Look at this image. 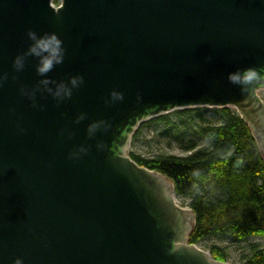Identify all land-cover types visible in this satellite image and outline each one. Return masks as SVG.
I'll return each instance as SVG.
<instances>
[{
  "label": "water",
  "instance_id": "1",
  "mask_svg": "<svg viewBox=\"0 0 264 264\" xmlns=\"http://www.w3.org/2000/svg\"><path fill=\"white\" fill-rule=\"evenodd\" d=\"M30 29L63 41L64 62L48 79L54 88L82 76L70 99L43 90L35 58L14 70ZM236 71L247 74L244 88L228 81ZM4 73L0 264H230L187 241L192 210L125 147L149 117L231 106L264 156V0H0ZM21 86L39 87L36 107ZM80 145L87 154L69 159Z\"/></svg>",
  "mask_w": 264,
  "mask_h": 264
},
{
  "label": "trees",
  "instance_id": "2",
  "mask_svg": "<svg viewBox=\"0 0 264 264\" xmlns=\"http://www.w3.org/2000/svg\"><path fill=\"white\" fill-rule=\"evenodd\" d=\"M207 109L213 119H208ZM162 125L163 133L178 140L185 154L129 155L165 174L176 196L187 199L194 214L187 241L198 243L216 235L236 241L264 237V156L237 111L231 106L176 108L140 121L132 136L142 127ZM209 252L227 260L218 245H210ZM236 264H264V245L251 244Z\"/></svg>",
  "mask_w": 264,
  "mask_h": 264
},
{
  "label": "clouds",
  "instance_id": "3",
  "mask_svg": "<svg viewBox=\"0 0 264 264\" xmlns=\"http://www.w3.org/2000/svg\"><path fill=\"white\" fill-rule=\"evenodd\" d=\"M27 37L31 43L29 44L26 51L18 54L14 58V70L16 72L23 71L27 58H35L36 73L38 76L44 77V79L39 81V85L43 86V90L50 94L53 100H55L58 104L70 99L73 91L83 84L84 80L82 76H71L67 82L61 81L55 83L54 88L49 87V84L53 83V81L48 79V73H50L57 65H60L64 62L65 49L63 46V41L55 33L38 34L31 29L27 31ZM246 76V73H241L240 71L232 72L228 75V81L234 85L244 88L249 83ZM7 78V73L0 74V86H3V83L5 80H7ZM39 90V87L30 90L29 88L21 86L20 94L31 100L33 107H36V93ZM110 96L113 101L123 99V94L117 91L111 92ZM84 118V114H81L77 117L76 123H79ZM100 123L101 122L94 121L88 126L87 132L90 137L97 131ZM20 131L23 132V129H20ZM87 152V147L80 145L69 154V159H79L81 155L87 154ZM14 264H23V260L21 258H16Z\"/></svg>",
  "mask_w": 264,
  "mask_h": 264
},
{
  "label": "rangeland",
  "instance_id": "4",
  "mask_svg": "<svg viewBox=\"0 0 264 264\" xmlns=\"http://www.w3.org/2000/svg\"><path fill=\"white\" fill-rule=\"evenodd\" d=\"M54 5L59 3V0H52ZM261 97L264 99V90L260 91ZM209 118L213 119L212 111L207 109ZM140 123V122H139ZM138 123V125H139ZM138 125L136 127H138ZM165 127H142L139 134L134 137L130 136L128 143L126 144L125 150L129 155L132 151L135 154H139L144 157H150L159 153H174V154H185L187 151L180 147V142L174 139L172 136L164 134ZM181 204H187L186 198H178ZM200 248L209 251V246L212 244L218 245L224 248L226 252V258L230 264H236L240 261L241 257L244 256L250 250V245L255 244L258 246L264 245V237L259 236H248L244 240L236 241L228 236H211L196 243Z\"/></svg>",
  "mask_w": 264,
  "mask_h": 264
},
{
  "label": "built area",
  "instance_id": "5",
  "mask_svg": "<svg viewBox=\"0 0 264 264\" xmlns=\"http://www.w3.org/2000/svg\"><path fill=\"white\" fill-rule=\"evenodd\" d=\"M261 90H264V87H260V88L257 89V93L260 95V97H261V94H260V91H261ZM261 98H262V97H261ZM262 99H263V98H262Z\"/></svg>",
  "mask_w": 264,
  "mask_h": 264
},
{
  "label": "flooded vegetation",
  "instance_id": "6",
  "mask_svg": "<svg viewBox=\"0 0 264 264\" xmlns=\"http://www.w3.org/2000/svg\"><path fill=\"white\" fill-rule=\"evenodd\" d=\"M178 198H179V197L175 196L176 202L179 203L180 205H185V204H181V203L178 201Z\"/></svg>",
  "mask_w": 264,
  "mask_h": 264
}]
</instances>
